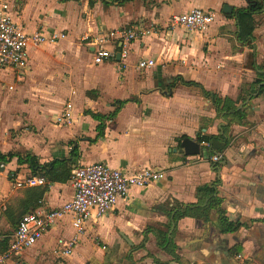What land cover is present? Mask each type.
Masks as SVG:
<instances>
[{
    "label": "crops",
    "instance_id": "crops-1",
    "mask_svg": "<svg viewBox=\"0 0 264 264\" xmlns=\"http://www.w3.org/2000/svg\"><path fill=\"white\" fill-rule=\"evenodd\" d=\"M1 4L8 5L12 20L27 32L66 37L29 48L23 69L0 68V153L14 156L0 172V255L21 214L60 207L73 195L69 180L14 188L10 174L35 177L18 157L30 154L42 165L69 158L74 149L76 165L103 163L128 174L150 168L164 171L166 178L131 188L100 218L93 214L70 256L58 259L55 253L74 235L71 217L65 215L34 246L18 257L0 258V264H264V9L255 16L253 40L242 45L235 20L221 9L246 8L245 0H0V8ZM193 8L215 15L204 34L168 26L172 15ZM136 27L148 33L129 44L124 61L116 60L119 44H113L108 46L113 58L94 64L92 46L80 41L84 34ZM140 60H154L156 65L140 70ZM176 76L236 100L237 108L242 104L244 118L230 123L229 143L216 153L217 170L211 158L199 155L193 162L194 156L174 152L183 136L194 141L199 134L220 137L226 124L198 88L178 83L168 91ZM67 101L73 105V122L60 126L56 117ZM117 101L125 104L111 116ZM217 181L225 216L244 227L219 233L215 209L206 222L188 216L172 220L171 209L177 204L204 206L208 198L197 190ZM8 208L15 211L13 222L7 218ZM172 222L179 262L156 244L155 234L171 228Z\"/></svg>",
    "mask_w": 264,
    "mask_h": 264
},
{
    "label": "built area",
    "instance_id": "built-area-1",
    "mask_svg": "<svg viewBox=\"0 0 264 264\" xmlns=\"http://www.w3.org/2000/svg\"><path fill=\"white\" fill-rule=\"evenodd\" d=\"M8 11V5L1 4L0 68L23 69L27 66L29 48H38L45 43L54 44L66 37L64 33H54L49 36L38 32L29 33L12 20ZM214 21V13L193 8L186 13L172 15L168 26L202 35ZM144 31L148 33L139 27L133 29L118 28L104 34L92 36L84 34L80 41L92 46L93 63L99 65L113 58V51L108 49V46L113 44H119L120 60H126L129 54V44ZM155 65L154 60H140L137 63V68L145 70L153 68ZM72 122L73 105L67 101L56 117V124L70 126ZM192 160L193 162L198 161L199 155L194 156ZM211 160L217 162L219 157L214 155ZM2 166L0 164V168ZM9 178L14 182L13 187L17 189L45 184L43 176L18 179L15 174H10ZM165 178L166 173L164 171H154L150 168L128 174L112 169L103 163L78 164L72 168L69 178V183L73 189L72 197L60 207L22 215L8 247L2 252L0 258L5 260L20 256L26 249L34 246L42 238L44 232L54 227L59 219L69 215L74 235L70 240L61 243L55 252L58 259H64L73 253L79 238L84 233L87 221L93 214L96 218H100L113 208L119 199L126 197L131 188H144Z\"/></svg>",
    "mask_w": 264,
    "mask_h": 264
},
{
    "label": "trees",
    "instance_id": "trees-1",
    "mask_svg": "<svg viewBox=\"0 0 264 264\" xmlns=\"http://www.w3.org/2000/svg\"><path fill=\"white\" fill-rule=\"evenodd\" d=\"M247 3L246 8L235 9L231 14H225L228 18H233L236 22L237 32L236 38L237 41L242 45H249L253 40V31L255 28V16L261 15L264 9V0H245ZM90 3V0H89ZM264 66V64H263ZM262 68V67H261ZM184 85L185 87H195L198 88L205 100H207L210 105L215 109L217 116H219L224 122L223 134L222 136H212V135H202L199 134L196 138V142L199 144H206L202 146L200 155L204 159H210L216 153L221 154L229 141L226 138V128L229 127L230 123L233 120L241 121L244 118L243 109L237 110L235 105L236 100L233 101L228 97H220L212 91L205 90L202 85L196 83L192 80H185L182 76H176L172 79V82L167 86L168 91L173 89L177 84ZM264 91V88L262 89ZM250 95V94H249ZM240 97V96H238ZM237 97V99H238ZM241 101H244V98ZM125 104V101H117L115 103V110L111 116L115 115L121 107ZM95 119H100V115L93 114ZM185 138L183 136L181 140ZM179 140V142L181 141ZM74 149L70 153L69 158H55L53 161L47 164H39L35 156L26 154L24 158L18 157L17 162L19 164H27L31 169V172L34 176H43L45 182H66L70 178V173L73 168V165L76 164L73 161L74 158ZM14 156L12 154H1L0 153V164H7L11 161ZM219 162V161H218ZM212 163V166L215 170L218 169L219 163ZM218 181L212 187L199 188L197 193L203 192L204 196L208 198L207 203L202 205H182L177 204L171 209L172 220L176 222L178 219L183 217H193L199 219L203 222L209 220V212L211 209H215L217 213V227L219 233L228 234L238 231L241 227H244V224L240 222L230 221L226 216L225 212L221 208L222 198L219 196L216 186ZM201 204H203V198H199ZM7 218L9 221L13 222L16 218L15 211L12 208L7 209ZM21 214L18 218L20 219ZM19 221V220H18ZM18 223V222H17ZM17 225V224H16ZM170 225L167 226V230L162 233H156V244L159 249L163 250L169 254L176 262H179V257L176 253V246L173 242L172 234L168 236V230ZM126 260L131 262L132 259L130 256L126 257Z\"/></svg>",
    "mask_w": 264,
    "mask_h": 264
},
{
    "label": "water",
    "instance_id": "water-1",
    "mask_svg": "<svg viewBox=\"0 0 264 264\" xmlns=\"http://www.w3.org/2000/svg\"><path fill=\"white\" fill-rule=\"evenodd\" d=\"M232 11L233 10H232L231 6H229V5H223L222 6V9H221L222 14H231ZM116 60H120V53L119 52L116 53ZM260 86L261 85H259L258 88H260ZM254 95L256 96L257 94H254ZM249 100H250V97H248L244 103L248 102ZM241 107H242V104L239 105L237 109H240ZM176 151H178L179 153H181L185 156H198L201 153V145L199 143H197L196 141L186 137L181 141V143L179 145V149L178 150L174 149V152H176ZM224 164H225V162L223 161L222 165H224ZM3 171H4V168L2 166L0 169V172H3ZM173 229H174V223L172 222L168 236L171 235Z\"/></svg>",
    "mask_w": 264,
    "mask_h": 264
},
{
    "label": "rangeland",
    "instance_id": "rangeland-1",
    "mask_svg": "<svg viewBox=\"0 0 264 264\" xmlns=\"http://www.w3.org/2000/svg\"><path fill=\"white\" fill-rule=\"evenodd\" d=\"M50 119V121L52 120V117L51 118H49ZM12 134H13V131L11 132Z\"/></svg>",
    "mask_w": 264,
    "mask_h": 264
}]
</instances>
